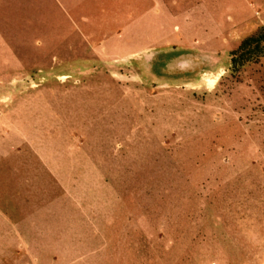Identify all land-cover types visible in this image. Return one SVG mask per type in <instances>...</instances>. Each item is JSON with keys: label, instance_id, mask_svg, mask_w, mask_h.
<instances>
[{"label": "rangeland", "instance_id": "374dc122", "mask_svg": "<svg viewBox=\"0 0 264 264\" xmlns=\"http://www.w3.org/2000/svg\"><path fill=\"white\" fill-rule=\"evenodd\" d=\"M264 0H0V264H264Z\"/></svg>", "mask_w": 264, "mask_h": 264}, {"label": "trees", "instance_id": "16d2710c", "mask_svg": "<svg viewBox=\"0 0 264 264\" xmlns=\"http://www.w3.org/2000/svg\"><path fill=\"white\" fill-rule=\"evenodd\" d=\"M264 54V27L242 38L237 46L229 52V66L237 71L244 63L256 60Z\"/></svg>", "mask_w": 264, "mask_h": 264}]
</instances>
